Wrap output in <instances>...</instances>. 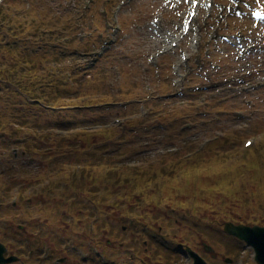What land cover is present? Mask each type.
I'll return each instance as SVG.
<instances>
[{
    "label": "rangeland",
    "instance_id": "1",
    "mask_svg": "<svg viewBox=\"0 0 264 264\" xmlns=\"http://www.w3.org/2000/svg\"><path fill=\"white\" fill-rule=\"evenodd\" d=\"M104 5L100 1L88 15L83 10L66 8L64 12L73 16L71 20L65 17L57 25L59 34L52 40H47L48 33L45 34L43 29L36 30L37 36L34 35L33 30L28 28L30 20L26 21L16 15L9 16V11L0 21V239L8 247L10 255L19 257V262L14 264H23L27 260L26 251L23 252L24 242L16 241L19 238L23 241L31 238L36 246L40 241L56 242L58 257L64 259L65 264H82L78 259V249L73 246L87 251L89 262L92 263L83 261L85 264L102 263L90 253L92 248L103 252L108 257L109 264H190L184 255L171 257L165 254L161 244L157 245L158 242L151 241L153 237H147L143 227L146 225L153 231L149 230L151 236L152 233L166 235L174 245H188L203 254L209 264H227L226 252L220 243L221 235H224L221 229L222 219L233 215L235 220L241 222L264 225V134L257 133L260 138L255 149L248 155L250 159L242 160L239 156V151L245 150L244 141L249 135L256 136L254 133L259 129L254 125L253 134L250 133L253 115L261 117L256 124L264 125V89L238 98L231 91L222 95H215L216 91L207 92L204 96L212 97L213 104L207 108L202 107V115L197 112V97L187 104L175 98L159 103L145 117L147 122L141 120L143 117L139 115L140 108L132 104L147 99L150 78L155 82L154 86L151 83L150 89L154 95H160V92L168 95L165 93L171 90H161L158 87L159 78H156L155 70L152 69L149 73L146 64V55L153 50L154 39V34L149 29L150 19L153 15L161 16V28L167 32L174 30L179 20L170 18L172 12L166 7L165 0L133 1L120 15L121 25L126 20L129 21L123 27L124 30L121 29L118 37L109 36L112 40L118 39L112 54L92 71L79 64L77 51L80 49L83 54L82 48L87 47L90 36L93 35V40L102 32V28L95 27L93 23L98 19L95 15ZM176 17L178 18V14ZM29 19L34 20L31 17ZM99 19L102 22L101 16ZM57 26L53 28L56 29ZM93 28L96 30L90 31ZM239 28H244L247 34L253 36L256 44L264 42V30L253 26L250 21L241 23L238 20L231 30ZM72 29L74 31L71 34ZM43 33L46 40L43 41L44 44L40 42V35ZM80 34L86 38L85 44L80 41ZM164 36L166 34L163 32L161 37ZM106 38L107 34L98 41L100 46L96 47L101 48L103 45L105 48ZM8 39L10 43L6 42ZM4 44H10V47L15 45L16 50L8 52L4 49ZM54 44L58 46L51 47ZM200 46H205L208 62L215 61L213 55H218L216 61L220 58L227 60H224L226 65L221 62L223 70L218 78L236 74L242 65L260 61L264 56V53H253L249 60L237 61L233 48H222L218 45L217 38L211 40L207 33L203 34ZM94 47L91 44L89 49L93 48L91 51L95 52L98 49ZM46 49H55L57 59L54 57L55 61L42 67L41 78L34 85L35 97L29 98L30 91L26 86L33 83L37 76L34 74V78L28 75L25 77L27 69L20 59H36L39 55L42 58L44 53H51ZM51 57L52 55L48 58ZM19 60L23 64L16 68L21 64H18ZM14 67L16 71L12 69ZM47 68H56L60 72L56 78H60L59 86L63 87L70 84L71 72L76 70L78 75L71 83V87L75 89L69 87L60 90L62 92L58 95L52 93L51 89L54 88H51L48 81L55 79L47 80ZM160 70H165V67L162 65ZM81 74L85 79L79 78ZM203 75L205 74L195 73V81L206 83ZM166 76L167 73H164V78ZM208 76H211L210 73ZM258 78L260 76L251 80ZM28 79L32 82L26 81ZM75 79L78 80L77 83L74 82ZM21 85L24 93L19 89ZM45 85L46 88L43 87ZM36 97L40 102L33 100ZM85 97L89 99L83 101ZM53 98L55 100L52 101ZM247 99L253 100L249 106L245 103ZM75 102L82 103L77 108L80 109L77 114L58 110ZM54 104L60 108L50 109ZM238 109L245 110V118L239 121L233 114ZM72 110L74 107L70 111ZM133 112L139 113L138 116L133 115ZM204 112H207V116H203ZM161 115L168 118L163 121ZM114 118H121V123L113 124ZM133 119L136 120L130 123ZM149 122L151 124L147 125ZM70 123L73 125L70 130L59 127ZM106 126H110V139L105 147L100 146L96 150L103 139L94 136L97 134L94 133L97 130L95 128L106 129ZM183 126L185 130H182ZM82 129L90 132L88 135L85 133V136L81 134L82 136L92 135L87 145L75 135ZM212 136L224 137L220 142L205 147L202 151H206L205 155L185 158L187 153L198 149L199 144ZM225 139L234 144L229 148ZM179 147H182L179 156L165 157L167 150ZM15 150L17 151L14 152ZM95 153L100 156L99 160L92 158ZM101 161L104 166L96 167ZM83 163L91 166L87 170L88 174H85L89 177L86 184L84 178L72 181L76 178L78 165L84 166ZM154 163V166L149 167ZM136 164L144 167V176L142 170H133ZM152 173L156 175L155 178ZM123 179L131 184L136 183L138 186L132 190L140 196L130 194L127 189L131 187ZM62 184H67V188L62 187ZM100 189H107L106 196H100ZM144 194L150 196V199L145 197L146 202L142 197ZM92 198L99 201L102 215L109 216L107 220L96 221L90 205ZM76 200L83 205L76 206ZM14 202L16 203L13 204ZM70 216L77 218L74 223L72 219L69 220ZM130 219L135 224L130 223ZM37 225L45 228L44 233L39 236L36 234ZM17 237L19 238L16 239ZM145 239L148 244H144ZM66 242L71 247L67 248L64 245ZM230 243L235 245L232 240ZM204 244L219 249L217 251L220 254H206ZM145 245H148L147 250ZM235 247L240 249L236 260H233L235 264L253 263L250 250L242 249L238 243ZM227 251L232 255V249ZM33 262L50 264V261Z\"/></svg>",
    "mask_w": 264,
    "mask_h": 264
},
{
    "label": "water",
    "instance_id": "2",
    "mask_svg": "<svg viewBox=\"0 0 264 264\" xmlns=\"http://www.w3.org/2000/svg\"><path fill=\"white\" fill-rule=\"evenodd\" d=\"M226 230L241 239L247 241L252 245L257 252V261L259 264H264V228L254 227H244V226H234L228 224ZM4 248L0 245V254L3 253ZM195 264H206L200 257L195 255Z\"/></svg>",
    "mask_w": 264,
    "mask_h": 264
},
{
    "label": "snow or ice",
    "instance_id": "3",
    "mask_svg": "<svg viewBox=\"0 0 264 264\" xmlns=\"http://www.w3.org/2000/svg\"><path fill=\"white\" fill-rule=\"evenodd\" d=\"M257 4H262L264 5V0H256ZM165 3H168L171 7H175V5L172 4V0H165ZM177 3H184L187 4L189 6V8H196L200 5V0H177ZM205 4L208 5V7H212L213 3L212 0H205ZM193 5H195V7H193ZM231 5L232 8L229 10L231 12H236L237 9H240L239 12H236L237 15L242 16L243 15V8L247 7V8H251L252 5L250 3L247 2V0H231ZM259 12V18L264 19V11H262L260 8H257L256 10L252 11L250 13L251 16L257 17L256 13ZM191 19L189 20V29L188 31L191 30V24L196 22V14L195 11L191 12ZM157 26L159 25V20L156 21ZM227 40V37L225 38ZM247 144L249 146H251L253 144L252 140H248Z\"/></svg>",
    "mask_w": 264,
    "mask_h": 264
}]
</instances>
